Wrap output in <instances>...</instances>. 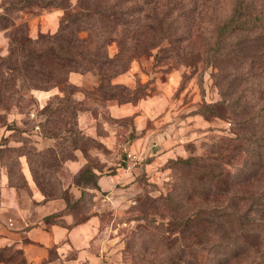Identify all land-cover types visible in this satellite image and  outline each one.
<instances>
[{
  "label": "rangeland",
  "instance_id": "obj_1",
  "mask_svg": "<svg viewBox=\"0 0 264 264\" xmlns=\"http://www.w3.org/2000/svg\"><path fill=\"white\" fill-rule=\"evenodd\" d=\"M180 1L177 4L183 7L178 14L190 19L189 9L185 7L189 0ZM200 1L193 7V14L198 17L206 38L211 34L215 19L229 13L232 0ZM246 3L251 12H264V0H247ZM64 13L62 8H43L36 4L21 10H8L5 19H0V55L9 51L11 21L14 24L25 22L28 36L37 39L57 32ZM182 22V17L175 20L178 25ZM246 32L251 38L244 49L250 56L237 54L231 61L235 65L232 74L224 77L220 84L213 75L218 71L215 67H205L200 60L190 64L186 58L172 56L157 59L154 56L157 49L135 56L119 73L109 74L116 68L115 60L107 63L103 69L106 76H102L96 67L63 71L56 58H51L44 61L50 76L48 80L32 82L19 71L1 64L0 162L7 183L23 196L36 195L43 202L60 201L62 207L51 214L49 220H58L55 216L66 213L78 223L95 215L94 259L88 264H172L176 253L181 258L176 264H184L188 257L185 239L179 238L174 230H164V222L171 212L166 208L167 203L161 202V195L171 189L178 171L172 162L178 156L206 157L227 153L226 162H222L224 170L229 171L227 188L221 194L203 198L202 206L223 209L218 212L223 226L227 220H233L232 225L238 231L244 230L239 223L246 221L245 217L237 215L241 208L248 209L249 217H256L264 224V213L262 215L253 208L258 202H263L260 205L264 206V148L258 162H254V156L248 159L250 166L243 159V149L251 146L250 142L246 137L245 144L240 146L242 150H237L238 140L234 139L236 133L264 134V22ZM86 34L83 31L80 35ZM119 48L112 41L107 44L106 51L112 57ZM83 54L92 56L91 53ZM254 55L252 61L250 58ZM85 74L88 76L84 84L70 78ZM226 81L233 84L229 89H226ZM51 88L58 92L40 103L35 90ZM164 88L170 96L165 110L171 116L167 124L174 130L181 129L178 136L183 137V154L154 161L144 169V160L151 159L147 155L136 164L143 163V170L138 172L132 185L118 184L109 191L96 188L100 173L112 172L118 163L125 164L122 158L126 155L128 142L135 136L133 115L112 116L109 103H136L148 95L164 92ZM223 96L226 110L231 113L227 114L231 117H204L199 112L204 101L215 102ZM110 130L117 136V147L114 148H108L101 139ZM257 138L260 143L264 142V137ZM78 158L80 165L74 170L70 161ZM235 167L243 168L239 175L248 177L240 185L229 180V176L236 177L238 173H235ZM180 215H184L182 211ZM203 234L209 236L206 231ZM262 234V243L255 245L257 243L251 239L254 244L226 264H264V232ZM199 253L202 260L205 252Z\"/></svg>",
  "mask_w": 264,
  "mask_h": 264
},
{
  "label": "trees",
  "instance_id": "obj_2",
  "mask_svg": "<svg viewBox=\"0 0 264 264\" xmlns=\"http://www.w3.org/2000/svg\"><path fill=\"white\" fill-rule=\"evenodd\" d=\"M179 1L2 0L3 11L0 12L2 20L5 19L8 10H21L32 4L43 8L51 6L62 8L65 13L57 32L37 39L28 36L25 22L14 24L13 21H9L13 26L8 31L9 51L5 55H0V65L4 64L19 71L25 79L32 82L48 80L50 76L47 75L48 70L44 61L51 58H56L63 71L89 70L96 67L101 71L102 76H106L103 69L106 68L107 63L115 60L116 68L109 74L119 73L127 68L135 56L149 54L153 49H157L154 52L157 59L172 56L186 58L190 60V64L200 60L205 67L210 65L215 67L218 71H214L213 75L216 83L220 84L224 77L232 74L235 65H232L231 61L237 54L241 57L250 56V53L244 49L251 38L246 31L253 30L264 22V12L263 10L251 12L247 0H232L229 13L224 18H216L211 34L204 38L198 17L193 14V7H197V2L201 1H188L189 5L185 7L189 9L190 19L178 14L183 7L177 4ZM178 17L183 18L180 25L175 24ZM83 31L87 32L85 36L80 35ZM112 41H115L120 48L110 57L106 46ZM83 53H91L92 56L88 57ZM253 57L255 55L250 58L252 61ZM40 75L47 78L43 79ZM226 82L228 83L226 89H229L233 84ZM129 100L131 99L126 101ZM199 112L204 117H231L228 115L231 113L226 110L225 96L215 102L204 101ZM258 136L264 137V134L250 133L248 136L236 133L234 138L238 140L235 147L239 150H242L240 146L245 144L246 137L250 142L251 146L243 149L245 150L243 159L250 166H252L248 163L250 157L254 156V162H258L259 157L262 156L264 142L260 143ZM216 155L206 157L188 155L172 159L178 171L172 181L171 189L161 195V202L167 203L166 208L171 212L170 218L164 222L166 225L164 230L166 232L174 230L178 232L179 238L185 239V254L188 257L184 260V264H226L254 244L251 243V239L257 243L255 245L263 241L264 224L256 217H249L248 209L241 208L238 211V217L246 218V221L239 223L240 226L243 225L244 230L238 231L232 225L233 220L231 222L227 220L223 226V221L219 217L223 209L202 206L203 198L221 194L227 188L229 171H225L222 165V162H226L224 158L227 153ZM242 169L235 167V173H238L236 177L229 176L231 183L240 185L246 181L248 177L239 175ZM85 171L87 174L88 171L83 172ZM89 172L94 174L92 170ZM95 187L99 189L97 180ZM261 203L263 202H258L253 208L263 215L264 206H261ZM249 209L252 210L251 205ZM181 211L184 214L182 216ZM50 216L51 214L46 218L49 219ZM204 231L209 236L204 235ZM203 250L205 255H202L200 260L199 252ZM180 259L176 253L172 264H176Z\"/></svg>",
  "mask_w": 264,
  "mask_h": 264
},
{
  "label": "crops",
  "instance_id": "obj_3",
  "mask_svg": "<svg viewBox=\"0 0 264 264\" xmlns=\"http://www.w3.org/2000/svg\"><path fill=\"white\" fill-rule=\"evenodd\" d=\"M87 76L71 75L70 78L75 83L84 84ZM163 90L136 103H109L112 116L133 115L135 136L128 142L127 150L151 157L144 160V169L154 161L183 154V137L178 136L181 129L174 130L171 124H167L171 116L165 110L170 96L165 88ZM35 92L38 101L44 103L58 90L51 88ZM101 139L108 148L117 147V136L112 130ZM122 160L126 166L118 163L112 172L99 174L97 183L100 190L109 191L118 184L132 185L138 172L143 170V163L129 167L125 157ZM80 161V158L70 161L74 170L78 169ZM38 199L36 195L23 196L16 187L7 183L0 162V264L92 263L95 215L78 223H74L71 215L66 213L55 216L58 220H49L46 216L62 207L60 201L52 199L43 202Z\"/></svg>",
  "mask_w": 264,
  "mask_h": 264
},
{
  "label": "built area",
  "instance_id": "obj_4",
  "mask_svg": "<svg viewBox=\"0 0 264 264\" xmlns=\"http://www.w3.org/2000/svg\"><path fill=\"white\" fill-rule=\"evenodd\" d=\"M125 159L127 161V166H135L138 162H140L144 156H142L140 153H136V152H133V151H126L125 153ZM102 264H111V263H108V262H104Z\"/></svg>",
  "mask_w": 264,
  "mask_h": 264
}]
</instances>
